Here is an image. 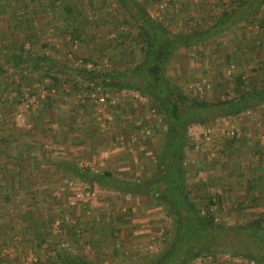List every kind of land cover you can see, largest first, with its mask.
Listing matches in <instances>:
<instances>
[{"label": "rangeland", "instance_id": "obj_1", "mask_svg": "<svg viewBox=\"0 0 264 264\" xmlns=\"http://www.w3.org/2000/svg\"><path fill=\"white\" fill-rule=\"evenodd\" d=\"M73 1L78 4L77 9L79 10L84 9L83 5L92 6L88 11L91 23H87L90 33L86 35H91L88 41L91 44L94 43L92 45L95 53L96 49L100 51L101 56L98 59L101 69L108 71L116 67H131L136 64V61L140 59L139 49L131 52V42L122 43L119 31L115 29L124 17L119 4L115 0ZM142 1L151 13L165 21L173 32L190 33L196 29H207L219 23L218 28L225 30L213 37L214 40L209 38L205 43L177 52L168 65V74L171 75L173 84L180 86L181 92L199 100L219 101L238 95L240 91L235 88L238 73L236 70L230 71L231 68H228L226 63L229 58L236 55V49L241 50V53L243 51L246 54H253L256 51L252 48L258 47L257 42L264 40V4H260L262 0ZM225 15H227L225 20L220 22ZM5 16L8 18L10 15ZM49 18L50 16L42 11L37 13L35 20L37 25L48 27ZM103 21L109 24H103ZM230 25L233 27L230 28ZM59 29V27L49 26L42 40H48L50 44L55 43L56 46H61L63 36H60ZM28 32L25 31V36ZM132 33L133 30L130 29V34ZM229 36L231 39L227 40L226 37ZM106 42L109 46L106 47L107 50H104ZM241 43H247V45L242 46ZM74 44L76 42L71 48ZM50 50H54L52 46ZM63 51L68 50L63 49ZM77 52L80 54L83 51L79 48ZM257 52L260 53V49ZM128 95L130 99L134 98L131 100L133 105L130 108L123 106L122 110L131 121V127L128 130L130 142L128 143L131 148L134 144L139 146V148L134 146L138 148L136 153L142 151L140 147H145V150L141 155L140 164L135 163V159H131L128 167H120L122 169L120 173L124 175L123 177L144 178L151 173L154 155L159 148V143L163 140L166 125L163 124L162 117L149 108L147 98H141L138 91L130 90ZM121 101L124 99L122 98ZM18 104L9 102L8 113L6 110H0V121L4 120V115L10 121L14 120ZM215 112L217 111L213 107L211 109L201 108L197 115L206 117L207 123L202 124L197 120L189 127L190 139L186 160L187 183L195 190V195L198 196H195L196 199L203 201L204 198H211L215 201L212 205L213 213L217 221L223 225L217 234V239L225 251L209 256L207 259L191 260L188 264L220 263V259L226 257L230 249L244 253L250 252L264 258V239L254 234L251 229L240 228L249 219L260 215L264 217V203L253 205L249 200L250 191L247 190L241 191V195L247 193V197L244 195L245 198L241 199L244 205H235L234 201L240 200L235 196L239 195L238 191H233L234 198H226L225 191L215 187L216 184L211 178L214 175L213 172L210 175V170L208 171L209 165L214 160L212 153L215 151L211 148L213 140L216 138L219 143L226 138L231 139L234 136L231 134L234 130H236L235 137H238L236 135L239 134V129L244 134L242 124L248 123L250 116L255 120L258 115L254 111L249 116H246L248 115L246 113L245 116H237L236 119L232 116L216 118L212 115ZM138 122L142 124L140 127L152 124L154 132L150 133L147 130L146 136L141 127V136L136 135L133 126ZM16 126V131L20 130L22 134H27V130L20 128L17 124ZM108 130L111 132V128ZM129 146H121L120 151L125 152L126 147L130 149ZM4 162V156L3 158L0 156V172L2 173L5 171ZM104 167L106 166H99V170ZM4 174L7 175V172ZM37 189L40 190L37 192L39 194H36V198L33 197V199L30 194H27L29 199L17 200L7 205L0 199V256L13 259L12 264H53L55 251H60L61 247L69 252L84 255L99 264H150L172 240L173 220L162 206L154 203L152 198L131 195L125 197L117 191L98 186L93 193L88 190L90 192L88 194L86 191L87 196L82 195L80 191V198L90 195L86 199L88 201L86 206H80L69 204L62 192L45 191L42 184L37 186ZM18 194L19 197H23L22 193ZM34 200L35 203L32 202ZM229 202L232 204L230 205ZM32 208L34 218L38 221L35 232L28 227L27 222L29 219L26 212ZM203 210L206 211L204 207ZM125 215L130 222L133 217L141 222L133 225L130 223L128 227V224L123 221V226L116 225L114 230L111 229L114 220L120 216L125 217ZM128 228L140 233L133 242L123 236V229ZM16 232L21 233L18 238L19 242L4 241L7 235L11 236ZM33 241L38 246L32 250ZM236 254L232 256L238 257L239 261L250 262V258ZM254 262L258 261L254 260Z\"/></svg>", "mask_w": 264, "mask_h": 264}, {"label": "trees", "instance_id": "obj_2", "mask_svg": "<svg viewBox=\"0 0 264 264\" xmlns=\"http://www.w3.org/2000/svg\"><path fill=\"white\" fill-rule=\"evenodd\" d=\"M115 1L124 12V17L115 27L119 31V38L122 43L131 42V52H136L137 47L142 53L141 59L136 64L119 71L100 70L97 68L99 60L90 56L82 57L71 48L63 53L65 56L70 53L72 61L79 62L77 67L70 66L74 63L72 61L70 65L67 62L58 63L59 60L53 58L50 55L51 52L49 54L35 49L39 38L42 39L49 26L60 28V36H63L62 44H68L69 47H72L74 42L86 41V33H89L87 23H91L88 11L92 6L83 5L84 9L79 10L78 4L73 0H0V103L1 100L3 101L4 92L10 90L17 80H28L29 76L20 75V71L25 69L30 74L34 69L39 71L40 81L44 84V80L49 78L51 83L57 85L59 80L57 74L59 72L68 74L72 68L74 72L72 77L77 79L79 84L75 87L83 89L84 82L88 83L87 92L94 88L93 84L101 85L105 91H108L109 87L138 91L141 98H147L149 108L162 117L163 124L166 125L163 140L159 143V148L154 155L150 175L144 178H118L112 171L94 172L90 167L84 166L79 172L82 180L90 183V186L83 190V193L85 194L88 190L93 193L99 186L123 195L152 198L156 205L165 209L173 220L172 240L150 264H188L191 260L207 259L209 256L225 251L217 239V234L223 225L217 221L213 213L212 205L215 201L211 198H204L203 201L196 199L198 196L195 195V190L187 183L186 160L190 139L188 130L197 120L202 124L207 123L206 117L197 115L201 108H215L217 112L212 115L218 118L239 115L264 103V77L261 79L260 90L244 89L247 85L245 78L241 75L236 77L235 88L240 91L238 95L219 101L199 100L186 95L181 92L178 84H173L171 75L168 74V65L177 52L203 43L220 33L223 28H218V23L207 29H196L190 33L173 32L165 21L151 13L144 1ZM260 4H264V0ZM42 11L50 16L47 22L48 27L39 26L36 23V15ZM5 15L10 16L7 18ZM227 15L222 17L220 22H223ZM130 29L133 30L132 35ZM25 31H29L26 36ZM107 44L104 50H107ZM26 45L29 47L26 48ZM50 47L48 40H44L41 44V50H47ZM29 81L32 84L31 77ZM19 90V94L15 95L12 101L17 104L23 99L20 86ZM5 98L7 100V97ZM141 127L146 136L147 130L150 133L154 132L152 124ZM20 128L26 130V128ZM4 133H8L9 139H6ZM21 134L20 130L15 129L10 132L6 130L0 134L4 136L0 138V156L5 158L4 173L7 172V175L0 174V199L6 205L17 200L29 199L27 194H30L32 199L39 194L37 193L39 189L36 188L34 191L35 177L31 170L34 161L31 154L25 155L17 151V139H21ZM233 138L237 139V137ZM31 146L24 147L29 149ZM7 168L8 171H6ZM48 175H45L46 178ZM89 191L88 194H90ZM19 192L23 194V197H19ZM32 202L35 203V200ZM26 214L29 219L28 227L34 232L37 231L38 221L34 218V209L32 208ZM240 228L251 229L254 234L264 239L263 215L249 219ZM111 229L114 230V228ZM20 234L16 232L11 236L7 235L8 238L5 237L4 241L16 243ZM37 246L33 241L32 250ZM228 251L264 263L263 257L260 258L253 253L234 249ZM0 258V264H12L13 259L5 256ZM52 261L53 264H99L84 255L69 252L62 247L60 251H55Z\"/></svg>", "mask_w": 264, "mask_h": 264}, {"label": "crops", "instance_id": "obj_3", "mask_svg": "<svg viewBox=\"0 0 264 264\" xmlns=\"http://www.w3.org/2000/svg\"><path fill=\"white\" fill-rule=\"evenodd\" d=\"M103 24L109 23L103 21ZM232 27L233 26L230 25V28ZM224 30L225 29L220 33ZM216 35L213 37H216ZM89 36H87L84 42H76L73 48L68 47V44L56 46V44L53 43L51 46L54 50H50V48L41 50V44H43L44 40L40 39L35 49L36 51L51 52V54H49L52 55L53 58L59 60L58 63L61 64L66 62L67 64H71V54L69 53L65 56L63 53L66 52L63 51V49L69 50L70 48L75 52L80 48L81 51H83L79 54L80 56H90L95 60H99L98 58L101 56L99 54L100 51L96 49L95 53L94 46L92 45L94 43L91 44L88 41ZM213 37L210 39L212 40ZM226 38L229 40L231 36ZM208 40L209 39L205 40L203 43ZM240 45H247V43H241ZM256 45H258V47L254 45L255 47L252 48L255 49V53L246 54L243 51L241 53V50L236 49V55H233L234 57L229 58L228 61L226 60V65H228V68H231L230 71L236 70L238 73L237 77L241 75L245 78L247 85L244 89L253 90L257 88L260 90L262 86L261 79L264 77V40L258 41ZM108 46L109 43L107 44V47ZM25 47L28 48L29 45ZM136 49V51H138V48ZM259 49L260 53L257 52ZM56 50H60L61 52L57 53ZM141 54L142 53H140V59ZM73 62V64L69 65L77 67L79 62ZM97 68L102 70L100 64ZM127 68L128 67H116L115 69H109V71H119ZM69 73L59 72L57 74L59 79L57 85L51 83V79H45V84L50 86L48 87L44 82L40 81L41 74L39 71H36V69H34L31 74L28 73L26 69L20 71V75L29 76L28 80H17L16 84L10 87V90H6L5 92L2 91L5 94L3 101L1 100L0 109L3 111L9 109L7 105L9 102L13 101L15 95L19 94V86L21 89L20 94L23 95V98L29 94L38 95V103L27 112V120L30 126L23 127L26 128L27 134H21V139H17L18 152L21 151L25 155H29L30 153V156L33 158L34 162L32 161L33 167L31 170L35 177L34 188L42 184L45 191L62 192L69 204L86 206L88 202L86 199L88 197L80 198L79 195L81 193L80 191L83 193V190L89 188L90 183L82 180L79 172L83 169L82 167L87 166L90 167L91 170L95 168L96 170H93L94 172L112 171L118 178H121L124 175L120 173V171H122L120 167H125L130 164L131 159H135L134 162L140 164L142 161L141 155L144 154L143 151L145 147H140L142 151L136 153L139 146L134 144L131 148L130 143H128L130 142L128 130L131 127V121L128 119L129 116L127 117L122 110L123 106L130 108V106L133 105L131 100L134 98L130 99L131 97L128 95L130 94V90L115 89L113 87L107 88L110 93H113L114 96L117 97V102L107 108V113H109L111 117L108 119L105 115L100 116L96 112L94 104L89 97V92H87L88 83L84 82L83 89H80V87L76 88L75 86H79V84L77 83V79L72 77L74 73L72 72V68ZM30 77L32 79V84H30L29 81ZM3 86L6 87L4 83ZM250 86L252 87L250 88ZM123 93H125L124 96H127L124 97ZM5 97H7V100ZM122 98L124 101H121ZM254 111L258 117H254V120L253 117L250 116L249 118L251 119L248 123L242 124L244 134H242L239 129V134L236 135L238 136L237 139L233 137L231 139L226 138L217 143L218 139L215 138L211 143L212 147L210 146L212 150L215 151V153H212L214 160L208 167V171L210 170L209 174L211 175L212 172V174H214L211 176L212 181L215 182V187H218L221 191H225L226 198H234V194H232L233 191H238L237 193L239 195L235 196L236 199L240 200L237 202L234 201L235 205L238 206L244 205L241 199H244L247 193H245L244 196L241 195V191L245 192L247 190L250 191L249 200L253 205H261L264 203V201H262V199H264V103L254 106L239 115H233L232 117L236 119L237 116H245L246 113L248 114L246 116H249ZM28 117H30V119H28ZM15 121L16 115L14 120L11 119V121L4 115V120L0 121V134L6 130L8 132L14 129L16 130ZM135 124L136 125L133 126L136 132L135 134L141 136L143 131L141 132L140 125L142 124L140 122ZM107 127L108 129L111 128V132H108L109 130L106 129ZM5 133L4 136H6V139H9L8 133ZM4 136L0 135V138ZM26 145H28V147L29 145L32 146L26 149V147H24ZM124 145L129 146L130 149L126 147L125 152H121V146ZM255 161H257V163ZM4 165L5 162L3 166ZM104 165L106 167L100 168L99 170V166ZM1 173L2 171L0 174ZM45 175H48V178H46ZM127 196L129 195H125V197ZM232 202H229V204L231 205ZM126 216L127 215H125V217L120 216L116 218L112 228L116 227V225L123 226V221L128 224V227H130L129 225L131 224L133 225L137 222H141L134 217L130 222V219ZM118 219L120 220L118 221ZM123 233L124 238L131 239L132 242L134 238L136 239L140 234L136 230H131L129 228L127 230L123 229ZM227 254L226 257L220 259V263L209 264H261L260 261L256 263L253 259H250V262L239 261L238 257L232 256L236 253L230 251H228ZM236 255H239V253Z\"/></svg>", "mask_w": 264, "mask_h": 264}, {"label": "built area", "instance_id": "obj_4", "mask_svg": "<svg viewBox=\"0 0 264 264\" xmlns=\"http://www.w3.org/2000/svg\"><path fill=\"white\" fill-rule=\"evenodd\" d=\"M161 6L163 7L164 5ZM93 86L94 88H92L89 92V97L94 104L96 112L100 116L105 115L108 119H110L111 117L110 114L107 113L108 111L107 108L108 106L117 102V97H115L113 93H110L109 91H105L101 85L93 84L92 87ZM124 95L125 93H123V96ZM38 101H39L38 96L31 94L27 95L25 98H23L20 101L16 111V121L18 126L20 127L30 126L27 120V112L31 107L36 105ZM231 134L235 136L236 130L232 131ZM93 170L95 171L96 169L94 168ZM82 195L85 194L82 193Z\"/></svg>", "mask_w": 264, "mask_h": 264}]
</instances>
